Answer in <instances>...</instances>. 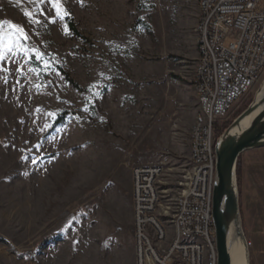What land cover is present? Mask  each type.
I'll return each instance as SVG.
<instances>
[{"label":"rangeland","instance_id":"1","mask_svg":"<svg viewBox=\"0 0 264 264\" xmlns=\"http://www.w3.org/2000/svg\"><path fill=\"white\" fill-rule=\"evenodd\" d=\"M62 7L0 0V264H136L132 170L175 174L190 154L200 0ZM238 164L250 261L264 264V149Z\"/></svg>","mask_w":264,"mask_h":264},{"label":"built area","instance_id":"2","mask_svg":"<svg viewBox=\"0 0 264 264\" xmlns=\"http://www.w3.org/2000/svg\"><path fill=\"white\" fill-rule=\"evenodd\" d=\"M199 9L193 74L199 112L188 161L175 174L165 163L132 170L136 264H217L216 125L229 121L264 78L262 0H200Z\"/></svg>","mask_w":264,"mask_h":264},{"label":"water","instance_id":"3","mask_svg":"<svg viewBox=\"0 0 264 264\" xmlns=\"http://www.w3.org/2000/svg\"><path fill=\"white\" fill-rule=\"evenodd\" d=\"M258 91L252 103L217 138L214 153L215 181L212 220L217 264H251L243 230L237 167L241 155L264 149V94Z\"/></svg>","mask_w":264,"mask_h":264},{"label":"snow or ice","instance_id":"4","mask_svg":"<svg viewBox=\"0 0 264 264\" xmlns=\"http://www.w3.org/2000/svg\"><path fill=\"white\" fill-rule=\"evenodd\" d=\"M40 2L42 3H48L54 10H55V14H56V18L58 19H64L65 16L68 15L66 9H63L62 4H63V0H40ZM44 11H41V15H44ZM49 22L51 23H55V19H50ZM17 32H20L21 29L18 26H13ZM25 38H26V34H24ZM9 50H11V48L9 47ZM0 59H2V57H0Z\"/></svg>","mask_w":264,"mask_h":264},{"label":"trees","instance_id":"5","mask_svg":"<svg viewBox=\"0 0 264 264\" xmlns=\"http://www.w3.org/2000/svg\"><path fill=\"white\" fill-rule=\"evenodd\" d=\"M68 26H69V28H70V30L72 31V32H74V33H77V30H76V28H75V26H74V24H73V22H71V21H69L68 22ZM32 64H33V66L36 68V69H39V64L34 60V61H32ZM73 84V83H72ZM241 114V112H239L234 118H236L237 116H239ZM234 118H233V120H234ZM231 122H232V120H230V121H227V122H224V123H222V124H217L216 125V128H217V130H216V138H218L227 128H228V126L231 124ZM239 162V161H238ZM240 171H241V169H240V164H238V167H237V174H238V180H239V177H240Z\"/></svg>","mask_w":264,"mask_h":264},{"label":"bare ground","instance_id":"6","mask_svg":"<svg viewBox=\"0 0 264 264\" xmlns=\"http://www.w3.org/2000/svg\"><path fill=\"white\" fill-rule=\"evenodd\" d=\"M263 94H264V82L262 84V90H261V95H263Z\"/></svg>","mask_w":264,"mask_h":264}]
</instances>
